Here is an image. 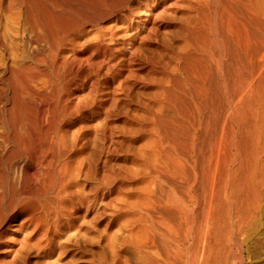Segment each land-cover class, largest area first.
Returning <instances> with one entry per match:
<instances>
[{
	"label": "bare ground",
	"instance_id": "6f19581e",
	"mask_svg": "<svg viewBox=\"0 0 264 264\" xmlns=\"http://www.w3.org/2000/svg\"><path fill=\"white\" fill-rule=\"evenodd\" d=\"M263 215L264 0H0V264H243Z\"/></svg>",
	"mask_w": 264,
	"mask_h": 264
},
{
	"label": "rangeland",
	"instance_id": "374dc122",
	"mask_svg": "<svg viewBox=\"0 0 264 264\" xmlns=\"http://www.w3.org/2000/svg\"><path fill=\"white\" fill-rule=\"evenodd\" d=\"M262 217L257 229L246 237L245 249L247 247L248 251L244 253L243 264H264V215Z\"/></svg>",
	"mask_w": 264,
	"mask_h": 264
}]
</instances>
